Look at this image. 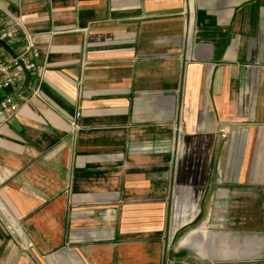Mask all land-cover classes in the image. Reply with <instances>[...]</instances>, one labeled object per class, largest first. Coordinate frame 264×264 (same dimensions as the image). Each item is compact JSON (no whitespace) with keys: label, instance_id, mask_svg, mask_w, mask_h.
Instances as JSON below:
<instances>
[{"label":"crops","instance_id":"crops-1","mask_svg":"<svg viewBox=\"0 0 264 264\" xmlns=\"http://www.w3.org/2000/svg\"><path fill=\"white\" fill-rule=\"evenodd\" d=\"M0 6V53L40 51L0 120V264L264 259V0Z\"/></svg>","mask_w":264,"mask_h":264},{"label":"built area","instance_id":"built-area-1","mask_svg":"<svg viewBox=\"0 0 264 264\" xmlns=\"http://www.w3.org/2000/svg\"><path fill=\"white\" fill-rule=\"evenodd\" d=\"M0 6V41L7 45L14 44L17 40L19 27L17 23H6L1 16ZM40 51L36 38L24 32V44L17 48L13 56H5L0 53V120L7 121L14 117L20 108L31 99L40 98V89L34 83L24 84L27 73L39 69L38 59ZM80 113L77 112L71 121V128L78 129ZM222 138H226L228 129L220 130ZM1 211L0 219L3 217Z\"/></svg>","mask_w":264,"mask_h":264},{"label":"rangeland","instance_id":"rangeland-1","mask_svg":"<svg viewBox=\"0 0 264 264\" xmlns=\"http://www.w3.org/2000/svg\"><path fill=\"white\" fill-rule=\"evenodd\" d=\"M242 264H248V263H242ZM250 264H264V259H262V260H258V261H252V262H250Z\"/></svg>","mask_w":264,"mask_h":264},{"label":"water","instance_id":"water-1","mask_svg":"<svg viewBox=\"0 0 264 264\" xmlns=\"http://www.w3.org/2000/svg\"><path fill=\"white\" fill-rule=\"evenodd\" d=\"M0 43H2L1 41H0ZM3 44V43H2Z\"/></svg>","mask_w":264,"mask_h":264}]
</instances>
